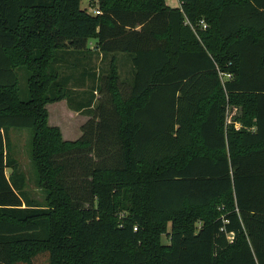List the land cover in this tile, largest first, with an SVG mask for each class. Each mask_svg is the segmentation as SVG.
Masks as SVG:
<instances>
[{
	"label": "trees",
	"instance_id": "trees-1",
	"mask_svg": "<svg viewBox=\"0 0 264 264\" xmlns=\"http://www.w3.org/2000/svg\"><path fill=\"white\" fill-rule=\"evenodd\" d=\"M86 1L0 0V264H264V0ZM82 66L99 97L66 142L46 106Z\"/></svg>",
	"mask_w": 264,
	"mask_h": 264
},
{
	"label": "rangeland",
	"instance_id": "rangeland-1",
	"mask_svg": "<svg viewBox=\"0 0 264 264\" xmlns=\"http://www.w3.org/2000/svg\"><path fill=\"white\" fill-rule=\"evenodd\" d=\"M168 2L173 5L176 4V0H168ZM88 2L82 0L81 7L86 9L89 14H92V9L88 7ZM77 55H75L76 57ZM62 58V55H61ZM94 68L96 74L107 68L108 60L104 62L93 58ZM82 64V63H81ZM85 64V63H84ZM103 68V69H102ZM121 69V68H120ZM90 71L92 69L84 68V66L77 68L74 72V76L77 80V84H70L68 98L60 102L53 104H48L46 106L48 114V126L52 128H57L60 131L61 138L66 142H74L78 140L81 136V127L92 117V109L95 105L96 99L99 97L98 93L93 95V102L88 109H81L82 103H88L91 98L90 88L99 84L97 76H91L89 74L85 78V84L79 86V81L81 79V73L83 71ZM122 71L120 76L121 79L127 77L126 70ZM72 71L68 68H64L63 74H71ZM210 102L207 101L203 104V111H206L207 105ZM203 114V112H202ZM228 116L226 118L227 126H233L236 130L243 126L242 113L238 107H231L228 110ZM197 123V122H196ZM241 124V125H240ZM197 129V126L195 127ZM10 140V155L17 162L19 170L24 174L26 179V191L29 197L37 204L44 205L45 203V193L40 189L37 180L36 168L31 160V139L32 133L28 130H11L8 134ZM195 136L197 137V130L195 131ZM197 140V139H196ZM192 150L193 153H200L198 150ZM7 175L10 171H6ZM168 239L166 236L161 237V244L166 245Z\"/></svg>",
	"mask_w": 264,
	"mask_h": 264
},
{
	"label": "crops",
	"instance_id": "crops-1",
	"mask_svg": "<svg viewBox=\"0 0 264 264\" xmlns=\"http://www.w3.org/2000/svg\"><path fill=\"white\" fill-rule=\"evenodd\" d=\"M165 3H166V5L167 6H169L170 8H179V0H176V4H173V5H171L169 2H168V0H165ZM120 67H119V70H127V69H129L130 68V65L128 64V63H126V61L125 62H120ZM121 68V69H120ZM122 71H120V73H121Z\"/></svg>",
	"mask_w": 264,
	"mask_h": 264
},
{
	"label": "built area",
	"instance_id": "built-area-1",
	"mask_svg": "<svg viewBox=\"0 0 264 264\" xmlns=\"http://www.w3.org/2000/svg\"><path fill=\"white\" fill-rule=\"evenodd\" d=\"M94 14H95V15H98L99 12H95ZM200 26H201L202 28H205V25H204V23H203L202 21L200 22ZM226 77H229V76H226Z\"/></svg>",
	"mask_w": 264,
	"mask_h": 264
}]
</instances>
